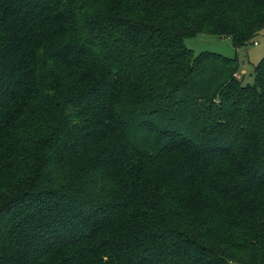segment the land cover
<instances>
[{
	"label": "trees",
	"instance_id": "trees-1",
	"mask_svg": "<svg viewBox=\"0 0 264 264\" xmlns=\"http://www.w3.org/2000/svg\"><path fill=\"white\" fill-rule=\"evenodd\" d=\"M264 0H0V264H264ZM254 42V41H253Z\"/></svg>",
	"mask_w": 264,
	"mask_h": 264
},
{
	"label": "rangeland",
	"instance_id": "rangeland-1",
	"mask_svg": "<svg viewBox=\"0 0 264 264\" xmlns=\"http://www.w3.org/2000/svg\"><path fill=\"white\" fill-rule=\"evenodd\" d=\"M256 41V44L253 43ZM185 46L199 53L210 51L226 58L236 59L238 62L237 76L245 84L254 83V67L264 57V29L246 45L235 47L227 37L212 34H197L183 39Z\"/></svg>",
	"mask_w": 264,
	"mask_h": 264
},
{
	"label": "built area",
	"instance_id": "built-area-1",
	"mask_svg": "<svg viewBox=\"0 0 264 264\" xmlns=\"http://www.w3.org/2000/svg\"><path fill=\"white\" fill-rule=\"evenodd\" d=\"M253 43L256 44V41H254Z\"/></svg>",
	"mask_w": 264,
	"mask_h": 264
}]
</instances>
